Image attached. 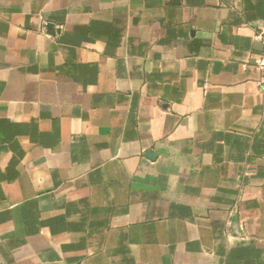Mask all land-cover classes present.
Masks as SVG:
<instances>
[{"label":"crops","instance_id":"1","mask_svg":"<svg viewBox=\"0 0 264 264\" xmlns=\"http://www.w3.org/2000/svg\"><path fill=\"white\" fill-rule=\"evenodd\" d=\"M263 31L264 0H0V264H264Z\"/></svg>","mask_w":264,"mask_h":264},{"label":"built area","instance_id":"2","mask_svg":"<svg viewBox=\"0 0 264 264\" xmlns=\"http://www.w3.org/2000/svg\"><path fill=\"white\" fill-rule=\"evenodd\" d=\"M259 39L264 44V31L261 32V34L259 35ZM254 67L256 68L259 74V77L257 79V84L259 87L264 89V48L262 49L261 53L255 58Z\"/></svg>","mask_w":264,"mask_h":264},{"label":"water","instance_id":"3","mask_svg":"<svg viewBox=\"0 0 264 264\" xmlns=\"http://www.w3.org/2000/svg\"><path fill=\"white\" fill-rule=\"evenodd\" d=\"M47 27L49 28V30L51 31V32H54V24H52V23H49L48 25H47Z\"/></svg>","mask_w":264,"mask_h":264}]
</instances>
